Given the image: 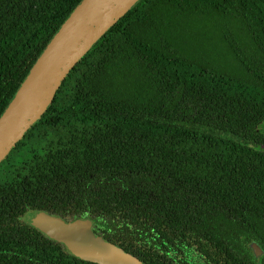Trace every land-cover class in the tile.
Segmentation results:
<instances>
[{
  "label": "trees",
  "instance_id": "obj_1",
  "mask_svg": "<svg viewBox=\"0 0 264 264\" xmlns=\"http://www.w3.org/2000/svg\"><path fill=\"white\" fill-rule=\"evenodd\" d=\"M80 1L0 0V115ZM259 145L264 0H139L0 162V264H97L30 209L144 264H264Z\"/></svg>",
  "mask_w": 264,
  "mask_h": 264
},
{
  "label": "water",
  "instance_id": "obj_2",
  "mask_svg": "<svg viewBox=\"0 0 264 264\" xmlns=\"http://www.w3.org/2000/svg\"><path fill=\"white\" fill-rule=\"evenodd\" d=\"M139 0H81L47 42L0 115V162L45 113L61 83L104 33ZM258 149L264 151V146ZM25 223L63 243L76 257L97 264H144L93 231L90 221L64 219L39 209ZM248 246L254 254L259 247Z\"/></svg>",
  "mask_w": 264,
  "mask_h": 264
},
{
  "label": "rangeland",
  "instance_id": "obj_3",
  "mask_svg": "<svg viewBox=\"0 0 264 264\" xmlns=\"http://www.w3.org/2000/svg\"><path fill=\"white\" fill-rule=\"evenodd\" d=\"M82 219L86 220V218H82ZM87 221L89 222L90 220L88 219Z\"/></svg>",
  "mask_w": 264,
  "mask_h": 264
}]
</instances>
